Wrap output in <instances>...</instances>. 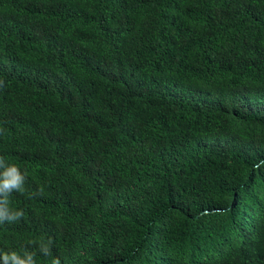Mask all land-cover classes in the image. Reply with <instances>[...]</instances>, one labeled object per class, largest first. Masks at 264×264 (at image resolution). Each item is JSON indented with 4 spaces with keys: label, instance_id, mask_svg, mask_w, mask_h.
<instances>
[{
    "label": "trees",
    "instance_id": "1",
    "mask_svg": "<svg viewBox=\"0 0 264 264\" xmlns=\"http://www.w3.org/2000/svg\"><path fill=\"white\" fill-rule=\"evenodd\" d=\"M0 157V253L264 264V0H0Z\"/></svg>",
    "mask_w": 264,
    "mask_h": 264
},
{
    "label": "clouds",
    "instance_id": "2",
    "mask_svg": "<svg viewBox=\"0 0 264 264\" xmlns=\"http://www.w3.org/2000/svg\"><path fill=\"white\" fill-rule=\"evenodd\" d=\"M26 175L20 171L18 166L7 164L3 157H0V224L5 222H16L24 216L22 210H13L9 207V197L13 192L23 194ZM51 241L41 243L39 252L45 257L51 256ZM36 254L25 251L23 256L18 252L0 253L3 264H36ZM51 264H60V259L54 257Z\"/></svg>",
    "mask_w": 264,
    "mask_h": 264
}]
</instances>
